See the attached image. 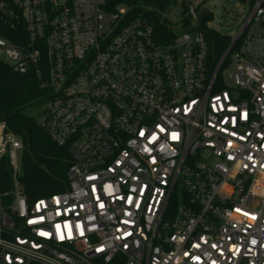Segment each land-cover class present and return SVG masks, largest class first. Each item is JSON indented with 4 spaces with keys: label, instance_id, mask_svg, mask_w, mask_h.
I'll return each mask as SVG.
<instances>
[{
    "label": "built area",
    "instance_id": "2783aa9c",
    "mask_svg": "<svg viewBox=\"0 0 264 264\" xmlns=\"http://www.w3.org/2000/svg\"><path fill=\"white\" fill-rule=\"evenodd\" d=\"M206 1L0 0V60L50 89L37 121L71 155L29 201L0 118V264H264V0L215 67Z\"/></svg>",
    "mask_w": 264,
    "mask_h": 264
},
{
    "label": "trees",
    "instance_id": "16d2710c",
    "mask_svg": "<svg viewBox=\"0 0 264 264\" xmlns=\"http://www.w3.org/2000/svg\"><path fill=\"white\" fill-rule=\"evenodd\" d=\"M144 1L158 3L159 0ZM157 24L159 29L165 28L160 21ZM205 35L210 43L211 63L215 67L232 37L212 28H208ZM41 82L34 72H17L10 64L0 60V118L23 141L20 181L29 201L65 190L70 168L68 147L56 143L38 124L39 111L50 91ZM13 187V169L5 160L0 166V194Z\"/></svg>",
    "mask_w": 264,
    "mask_h": 264
},
{
    "label": "rangeland",
    "instance_id": "374dc122",
    "mask_svg": "<svg viewBox=\"0 0 264 264\" xmlns=\"http://www.w3.org/2000/svg\"><path fill=\"white\" fill-rule=\"evenodd\" d=\"M207 7L211 10L205 25L223 34L235 36L249 12L250 0H207ZM164 15L172 22L179 23L182 19L181 7L175 5L168 9ZM233 71V65L228 66L227 75ZM42 107V106H41ZM22 167V159L19 157Z\"/></svg>",
    "mask_w": 264,
    "mask_h": 264
},
{
    "label": "water",
    "instance_id": "95a60500",
    "mask_svg": "<svg viewBox=\"0 0 264 264\" xmlns=\"http://www.w3.org/2000/svg\"><path fill=\"white\" fill-rule=\"evenodd\" d=\"M206 13H209V10H208V9H204V10L202 11V13H201L200 16H199V20H200V21H202L203 14H206Z\"/></svg>",
    "mask_w": 264,
    "mask_h": 264
}]
</instances>
